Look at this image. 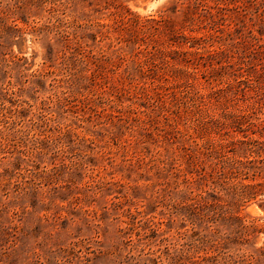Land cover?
Returning <instances> with one entry per match:
<instances>
[{"label": "rangeland", "instance_id": "1", "mask_svg": "<svg viewBox=\"0 0 264 264\" xmlns=\"http://www.w3.org/2000/svg\"><path fill=\"white\" fill-rule=\"evenodd\" d=\"M0 264H264V0H0Z\"/></svg>", "mask_w": 264, "mask_h": 264}]
</instances>
